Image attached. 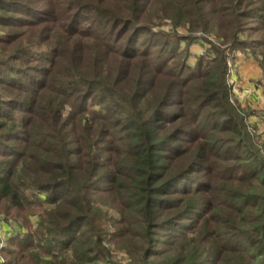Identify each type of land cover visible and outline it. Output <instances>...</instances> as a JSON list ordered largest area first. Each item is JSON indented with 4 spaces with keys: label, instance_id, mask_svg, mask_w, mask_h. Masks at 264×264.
<instances>
[{
    "label": "trees",
    "instance_id": "1",
    "mask_svg": "<svg viewBox=\"0 0 264 264\" xmlns=\"http://www.w3.org/2000/svg\"><path fill=\"white\" fill-rule=\"evenodd\" d=\"M32 4L0 0V216L45 209L3 264H264V141L226 54L264 76V0Z\"/></svg>",
    "mask_w": 264,
    "mask_h": 264
},
{
    "label": "rangeland",
    "instance_id": "2",
    "mask_svg": "<svg viewBox=\"0 0 264 264\" xmlns=\"http://www.w3.org/2000/svg\"><path fill=\"white\" fill-rule=\"evenodd\" d=\"M30 2H32L33 7H36L35 9H41L40 7H45L46 6V0H28ZM159 30H162L164 32H171L173 30L172 25L170 24L169 21H165L163 22L160 26L156 27ZM15 31H20V30H15ZM178 33L180 35H186L187 34V30L185 29H178ZM197 36H201V33L196 34ZM253 37V36H252ZM210 41H212L213 43H217V41L214 39V37H210ZM208 45L204 42H202L201 46L197 45V47H194L195 49V54H191V60L190 63H194L195 60L202 56L201 53L204 54V52L206 51ZM233 51H226L227 56L232 54ZM236 53H239L240 56L243 57H247L249 59H251L259 68L258 66V62L253 59L250 58L249 56H247L245 53L240 52V51H235ZM236 53H234L233 55H235ZM229 57H227L228 59ZM260 74H259V79L257 80H248V85L246 86H241L240 85V80L244 77H242L240 80H238V83H236V88H238L239 90V94H243L246 96L244 101H238V100H234L232 97L233 93H232V86L229 83V80L227 79V84L230 87V93H229V103L235 107L239 113L240 117H244L246 120V126L248 125L247 131H249L250 135L254 138H258L260 141H264V111H262V109L264 108V106H262L263 108L261 110H259L258 112L256 111H252V109H250V106L248 105V100L254 96L257 95V93L260 94L261 97H264V76L262 73V70L259 68ZM245 92H248V94H245ZM36 199H39L38 196L36 197ZM44 206H41L39 209L34 210L33 213H31V215L28 218V223L24 222V218L21 217H16V213L15 212H10L8 218H5L4 216H0V221L1 222H5L11 226H15L17 228H20L21 230H23L24 233H26L27 231H29L30 233L33 232L36 229L37 226V220L39 219V216L41 215L42 211L44 210ZM34 253H37L38 250H34ZM112 254L114 256L115 261L117 262H122L124 263L126 261V256L123 252L120 251H116V250H112ZM34 264H37L35 259L33 261Z\"/></svg>",
    "mask_w": 264,
    "mask_h": 264
},
{
    "label": "crops",
    "instance_id": "3",
    "mask_svg": "<svg viewBox=\"0 0 264 264\" xmlns=\"http://www.w3.org/2000/svg\"><path fill=\"white\" fill-rule=\"evenodd\" d=\"M201 44H202V41L200 40L193 42L189 48V52L191 54L192 53L195 54L194 47H197V45L201 46ZM234 53L236 52L233 51L232 54L228 55V57L234 67L233 68L234 69V80L236 81V83H238V80H240L242 77L244 78L240 80L241 86L248 85V82H249L248 80L254 81V80L259 79L260 71L257 65L251 59L240 56L239 53H236L235 55H233ZM248 105L250 106V109H252V111L258 112L259 110L263 108L262 106H264V97H261L260 94L257 93L256 96L248 100ZM262 111H264V108L262 109Z\"/></svg>",
    "mask_w": 264,
    "mask_h": 264
},
{
    "label": "built area",
    "instance_id": "4",
    "mask_svg": "<svg viewBox=\"0 0 264 264\" xmlns=\"http://www.w3.org/2000/svg\"><path fill=\"white\" fill-rule=\"evenodd\" d=\"M203 55V53H201ZM228 65V73H227V79L229 80L230 85L232 86V93H233V99L238 100L239 102L244 101L246 96L243 94H239L238 88H236V81L234 80V67L232 63L230 62V59L227 60ZM245 94H248V92H245ZM24 232L20 228H17L15 226H11L5 222L0 221V251L5 249L7 247V241L9 238L15 235H22ZM4 260L0 258V264H3Z\"/></svg>",
    "mask_w": 264,
    "mask_h": 264
}]
</instances>
